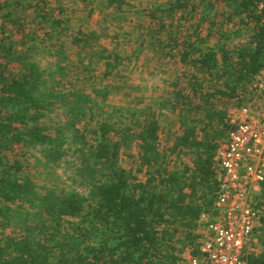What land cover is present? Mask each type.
<instances>
[{"label": "trees", "instance_id": "1", "mask_svg": "<svg viewBox=\"0 0 264 264\" xmlns=\"http://www.w3.org/2000/svg\"><path fill=\"white\" fill-rule=\"evenodd\" d=\"M204 1L173 0L169 10H194ZM225 1L228 21L235 28L225 38L244 34L248 40L232 49L225 44L204 49L190 45L183 52L182 59L195 72L186 76L185 86L175 83L171 96L160 103L176 114L178 129L170 132L154 113H148L130 135L136 142L134 159L142 178L121 166L120 150L129 144L113 139L120 134L113 124L100 121L86 131L76 127L95 102L81 88L60 87L57 77H62L65 67L59 62L47 77L34 59L35 44L24 46L35 42V34L23 33L20 19L12 21L19 40L0 38V228H14L8 234L0 231V264H181L185 251L198 254L197 221L203 212L213 209L218 189L216 154L235 127L228 116L230 101L240 107V96L264 67V8L258 7V0ZM14 3L21 6L18 0L10 4L0 0V10ZM41 3L36 0L34 7L46 19ZM105 3L112 7L125 1ZM61 23L50 14V30L44 34L63 49L66 41L60 38ZM91 36L83 35L85 47ZM80 48L87 55L85 68L90 67L93 52ZM98 57L105 75L123 59L117 53ZM54 105L65 110L68 121L48 126L42 119ZM65 131L77 145V170L86 177L88 199L55 183L38 192L32 177L19 176L23 168L20 151L27 154L30 147L50 145L44 164L57 163L65 153L58 142ZM160 132L167 142L172 134L177 135L164 151ZM175 152L178 161L170 157ZM259 195L264 197V180ZM257 230L261 231V251L246 255L247 264H264V215L254 236Z\"/></svg>", "mask_w": 264, "mask_h": 264}, {"label": "rangeland", "instance_id": "2", "mask_svg": "<svg viewBox=\"0 0 264 264\" xmlns=\"http://www.w3.org/2000/svg\"><path fill=\"white\" fill-rule=\"evenodd\" d=\"M4 1L10 4L17 0ZM18 1L21 6H16L14 3L12 7L9 5L0 10V38L19 40V36L15 34L16 27L12 22L17 19L22 21L23 33L31 31L35 34V42L28 41L24 46L28 43L35 44L34 59L41 68H44L45 75L50 78V72L56 69L55 64L59 62L65 67L62 77L56 75L61 80L60 87L72 90L81 88L82 92L89 95L96 104L89 105L92 108L91 112L76 122V127L86 131L89 128H96L100 121L113 124L120 132L114 135L113 139L129 144L120 150L121 166L132 171L138 178H142L143 173L137 171L139 164L134 159L137 152L136 142L130 135L141 126L144 116L154 113L162 127L169 128L170 132L178 129L175 123L176 114L170 113L167 105H160L164 99L171 96L176 88L175 83L185 86L186 80L183 77L188 74L183 65L173 64L177 49L171 45L193 44L195 47L218 48L224 43L228 49H232L246 42L245 38L241 43L238 38H225L221 35L207 39V36L200 34L202 31H198V35L185 33L187 31L184 27L186 17L183 16L176 24L175 15L166 10L169 0H124V4H116L112 7L106 6L107 0H42L43 4L41 3L39 8L42 6L45 9L46 19L42 18V12L34 7L36 0ZM9 12L10 14L7 15ZM50 14L62 20L58 30L62 31L60 38L63 37L62 40L66 41L63 49L55 44V39L50 40L44 34L50 30ZM188 25L190 26L191 23ZM220 25L222 26V23ZM204 26L202 25L201 28ZM88 33L92 36L89 40L90 44L85 47L83 35ZM74 37L79 38V41L72 42ZM41 38L45 40L41 41ZM150 42L161 46V49L152 50L149 47ZM54 44L55 46H51ZM168 44L170 46H165ZM14 47L19 49L21 45ZM80 47H83L85 51L93 52L90 67L85 68L88 59L87 55L80 51ZM108 53H117L123 59L118 67L105 75L103 61L98 59V56ZM254 83L253 80L248 85L247 92L240 96L242 98L240 107L248 106L251 102L255 107L264 106V98L257 94L258 91L253 87ZM94 90L98 92L94 93ZM233 102L235 100L230 101L231 105L228 108L231 122L241 118L240 107H236ZM42 121L52 126L55 123L59 125L65 123L68 119L65 116V110L54 105ZM128 128L130 130H127ZM64 134L58 142L62 143L61 151L64 150L65 153L55 164L50 165V162L47 166L44 164L46 161L44 155L49 152L50 145L30 147L27 154L20 151L23 168L19 176L32 177L38 186V192L43 193L55 183L58 188H63L69 193H78L88 199L89 188L83 183L86 177L80 175L77 170L80 167L78 153L74 151L77 145L71 141L70 132L65 131ZM86 134L88 142H93L92 134L89 132ZM175 136L177 135L172 134L171 140L167 142L164 132H160L161 151L167 150V146L172 145V139ZM170 157L177 158L176 161L179 160L177 152L172 153ZM182 160L186 161L187 158L182 157ZM255 201L260 216L264 215V197L257 195ZM12 226L0 228V231L8 234L12 232L14 228ZM260 233L261 231L257 230L254 240L247 248L246 255L261 251L258 240ZM182 255L185 259L181 264H185L190 255L188 251Z\"/></svg>", "mask_w": 264, "mask_h": 264}, {"label": "built area", "instance_id": "3", "mask_svg": "<svg viewBox=\"0 0 264 264\" xmlns=\"http://www.w3.org/2000/svg\"><path fill=\"white\" fill-rule=\"evenodd\" d=\"M264 8V0H258ZM253 87L264 98V67ZM240 120L218 149L219 183L211 211L203 212L195 229L198 254L185 264H247L260 213L255 198L264 180V106L240 107Z\"/></svg>", "mask_w": 264, "mask_h": 264}, {"label": "crops", "instance_id": "4", "mask_svg": "<svg viewBox=\"0 0 264 264\" xmlns=\"http://www.w3.org/2000/svg\"><path fill=\"white\" fill-rule=\"evenodd\" d=\"M163 1H166V0H163ZM172 1L173 0H169L168 7L166 8V10L169 12H171L169 10V6H170V3ZM197 1H198V3H200L199 0H193V3L195 4V2L197 3ZM203 4H205V5H203ZM171 13L175 15L176 24H177V22L180 21V19L183 16L186 17V23H185L184 27L187 28V31L185 33H193V34L198 35V31H202L200 34L207 36V39H209V37L211 38L215 35H221V36L225 37L229 34L230 31H233V29H235L233 27V24L230 21H228L229 11L226 7V1L225 0H205L204 2H201V6L195 8L194 10H192V7H189L185 11L180 10V9H174ZM189 23H191L190 26L188 25ZM221 23H222V26L220 25ZM202 25H205L204 28H201ZM180 26H182V24ZM244 36L245 35L243 34L242 36L237 37L238 40H241V43L243 41L242 40L243 38H245L244 41H246V42L248 40V37H244ZM223 44L224 43H222V45ZM150 45L151 46H149V47L152 50L161 49V46H157L151 42H150ZM167 46H170V44H168ZM171 46L174 47V49L175 48L177 49V53L175 54L177 56H175V62L173 64L174 65H179V64L183 65L186 68V70L188 71V74H185V76L183 77L186 80V76L189 77L192 73L195 72L192 65L188 61L182 59L183 52L190 50V46L177 45V43H174ZM191 46H193V45L191 44ZM193 47L196 48L198 46H196V47L193 46ZM163 48L164 47L162 46V51H163ZM199 48H202V47H199ZM202 49H204V48H202ZM171 50H173V49H171ZM170 53H171V51H170ZM196 56H197V54L194 55V57H196Z\"/></svg>", "mask_w": 264, "mask_h": 264}]
</instances>
